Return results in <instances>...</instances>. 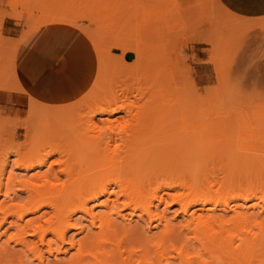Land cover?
I'll list each match as a JSON object with an SVG mask.
<instances>
[{
  "label": "rangeland",
  "instance_id": "rangeland-1",
  "mask_svg": "<svg viewBox=\"0 0 264 264\" xmlns=\"http://www.w3.org/2000/svg\"><path fill=\"white\" fill-rule=\"evenodd\" d=\"M8 18L16 22L17 29L12 34L4 25ZM73 18L78 20L71 24ZM124 21L125 24L122 25ZM129 24L130 27H127ZM238 24H244L246 27L236 28ZM126 28L132 30L127 32ZM119 37L121 41L124 39L131 42L123 43V40L121 43ZM104 43L107 44L105 47ZM151 47L158 52L152 51L155 58L149 53L150 50L156 51L149 49ZM100 50H106L103 52L104 55L100 53ZM27 51L30 52V59L37 61L47 74L41 88L46 86L44 83L46 81L50 88L40 89L41 102L24 95L20 113L7 112L0 106V117H5L3 118L6 122L5 127H8L5 130L9 129L4 131V136L10 137V145L6 140L8 162L4 171L5 176H3L5 183L10 174L18 177L16 178L18 181L27 182L26 180H30L38 171H47V166L27 170L15 163L19 156L17 150L26 140V126L33 123L32 119H38L40 128H48L51 122L49 115L52 112L56 116L60 113L58 118L63 115L68 128L78 120V116L88 113L89 109H86L76 114L75 108H79L85 97L98 89L97 80L100 77L102 56L106 55L107 58L110 56L107 60L110 59L113 66L121 70L120 83L116 82V85L119 84L118 88L120 87L118 90L124 91L122 92L124 97L127 93L128 100H132L134 105L142 106L152 99L158 101L167 111L170 100L176 99L177 105L184 102L187 111L192 113V124L194 123L196 131L200 132L196 135V139L200 135L198 139L200 138L204 147L205 156L211 157L213 152H216L213 154L214 157H211L213 165L209 163L212 160L205 157V162L209 161L207 165L211 164L209 168H216L214 171L218 179V185L207 192L220 204L216 207L208 205L206 208H216L218 213H222V206L228 201L231 209H234L237 204L250 213H263L264 216L263 164L244 174V177L249 181L252 180L254 187L259 189L257 197L252 200L243 202L232 199L234 195L226 186L229 177L236 171V162L240 161L241 157V160L247 162L251 160L250 162L264 163V129L254 126L256 122L252 126L258 131H254L252 127L254 132L250 130L253 133L246 127L242 128L244 130L241 129L242 126L239 127V124L242 122L240 124L242 125L248 118H252L253 122L258 109L259 113L264 112L262 107L264 104V18L249 20L238 18L222 7L218 0H0V91L26 93L16 69L10 70V67L16 66L17 54L21 56ZM139 51L142 54L139 55ZM95 52L97 60H95ZM137 54L138 57L142 55L141 58L137 59ZM141 60L145 62L143 64L146 67L141 64ZM136 61L137 69L134 67ZM147 67L152 68L149 70ZM44 112L48 114V117L42 118ZM54 114L52 116L55 117ZM116 115L118 116L115 118H120L119 115L126 116V120H122L124 122L120 121L121 125L128 121V116L124 113ZM58 118L59 124L64 121ZM103 118L107 117H98V119ZM54 119H52L53 122ZM61 123L65 125V122ZM167 123L168 121H164L162 124ZM62 124L59 126L62 127ZM1 131L3 129H0ZM192 137L195 138L194 135ZM162 139L165 143L168 141L174 143L171 139ZM58 142L56 141L57 144ZM16 144L18 148L15 147ZM13 146L17 149L15 150ZM58 157L54 155L50 160ZM257 157H260L259 160ZM17 182L18 186L13 185H16L14 189L18 190L13 191L19 194L16 196L13 192L14 196H11V199L14 201L10 199L11 202L8 203V199L7 206L15 202H23L27 198L26 192L20 188V182ZM170 194L173 197L177 195V191H170ZM21 196L24 198L22 199ZM104 198L102 196L100 200L91 202L90 205L96 207V212L101 210L100 203ZM4 201V193H0V205ZM201 209V206L193 207L185 215L180 203L172 202L169 206L160 205L158 210L162 213L163 224L164 220L172 222V225L182 232L181 238H190V234L185 229V221L190 220L194 210H198L197 215L205 214L206 212ZM129 212L131 211L127 210L126 213ZM139 212L131 221L133 225L130 223L134 232H137L136 236L152 237L162 230L157 226V222L150 228L146 218L144 219L146 221L139 218ZM39 213L28 214L23 222L18 223L21 222L20 224L24 226L28 220ZM2 215L4 216L3 212L0 214L2 220L0 248L7 245L2 247L4 249L6 247L7 252L1 248L4 252L9 255L12 253L14 256H23L24 260L30 264L67 262L66 260L71 259L70 257L76 253V249L71 246L72 238L79 241L84 236L77 229L70 228L61 252H52V254L49 252L48 242L43 244L34 236H28V240L37 243L39 250L42 251L44 259L41 263L37 255H31L32 252L27 251L22 244L9 240L16 232L17 219L8 216L7 220L3 221ZM53 215L52 213L50 216ZM75 217L77 221H80V225H87L86 231L90 229L89 217L86 214L79 212ZM118 222L119 224L121 222L122 226L127 223L121 218Z\"/></svg>",
  "mask_w": 264,
  "mask_h": 264
},
{
  "label": "bare ground",
  "instance_id": "bare-ground-1",
  "mask_svg": "<svg viewBox=\"0 0 264 264\" xmlns=\"http://www.w3.org/2000/svg\"><path fill=\"white\" fill-rule=\"evenodd\" d=\"M77 20L73 18L71 24ZM123 23L125 24V21L122 25ZM127 27H130V24ZM126 29L127 32L132 30ZM139 29H142L141 26ZM126 41L123 43L128 42ZM105 44L104 47L107 45ZM104 51L100 50V53L104 55ZM150 51L152 55V51L157 52ZM138 54L142 52L139 51ZM153 56L155 58V55ZM108 58L106 55L102 56L100 77L97 80L98 89L95 88L96 90L85 99L83 97L79 108V104L76 105V114L86 109H89L88 113L78 116V120L68 128L66 118L62 115L60 118L64 121L61 122H65V125L61 122L59 124L57 118L60 113L56 116L52 112L49 115L51 122L48 128H40L38 119H32L33 123L26 126V140L17 150L19 156L15 163L27 170L47 166V171H38L30 180H26L27 182L18 181L14 174L7 176L6 183L3 180L8 162L6 140L9 144L10 137L4 136V131L9 129L5 130L8 128L5 127V117H0V129H3L0 132V193L5 196L4 203L0 205V214H4L1 216L3 221H6L8 216L17 219L16 232L9 240L22 244L27 251L32 252L31 255H37L41 263L44 259L42 251L37 243L30 242L27 237L34 236L43 244L48 242L50 254L59 253L62 245L66 243L68 230L75 228L84 236L79 241L72 238L71 246L76 249V253L66 260L67 262L59 264H264L263 213H250L237 204L231 209L228 201L222 206V213H218L216 208H206L208 205L216 207L220 204L207 192L218 185L216 168H209L213 162L211 157H214L216 152H213L211 157L205 156L204 147L200 138L198 139L200 135L196 139L200 132L194 128L192 113L187 111L186 104L181 102L177 105L176 99L170 100L167 111L158 101L152 99L142 106L134 105L132 100H128L127 93L124 97V91L118 90L120 87L118 88L119 84L116 85V82H119L122 73L113 66L110 59L107 60ZM143 62L141 60V64ZM137 65L136 61V69ZM15 67H10V70H15ZM262 107L264 108V104ZM118 113L128 116L125 124L121 125L120 121L126 120V116L119 115L120 118H115ZM104 116L107 118L98 119ZM46 117L48 114L44 112L42 118ZM51 117L55 118L54 122L57 123H54ZM164 121L168 123L162 124ZM253 123L257 128L264 129V112L259 113L258 109L253 122L252 118H248L242 125L239 124V127H246L248 131L253 127L254 131H258L252 126ZM61 124L62 127L59 126ZM118 124L120 126H117ZM162 138L171 139L174 143H165ZM56 141H59V144ZM54 155L59 157L50 160ZM205 157L212 160L209 162L206 159L211 163L209 166ZM241 159L236 162V171L229 177L226 186L234 195L232 199L248 202L257 197L259 189L254 187V182L246 179L244 174L261 164L264 167V163ZM16 182H20V188L26 192L27 198L23 202L7 206L9 201H14L11 196L16 194L13 191L14 186H18ZM170 191H177V195L172 197ZM102 196L105 197L99 202L102 208L96 212V207L90 204L100 200ZM21 198L19 197V200ZM262 200L264 201V196ZM172 202L180 203L185 215L197 206H201V210L206 212L197 215L198 210H194L190 220L185 221V229L190 238H181L182 232H179L172 222L164 220L163 224L159 206H169ZM127 210L131 212L126 213ZM138 211L139 218H146L148 221H144L150 228L157 222V226L162 230L152 237L136 236L137 232H134L131 221ZM38 212L40 213L28 220L26 225L18 223L23 222L26 215ZM79 212L89 217L91 227L88 224L90 229L87 231V225H80V221L76 220L75 215ZM52 213L54 215L51 217ZM119 218L127 222L124 223L125 227L120 225L121 222L119 224ZM4 246L7 245L2 247ZM1 248L0 264H30L23 256H14L12 253L9 255L6 253V247L2 248L6 252ZM170 252L175 255L172 256Z\"/></svg>",
  "mask_w": 264,
  "mask_h": 264
},
{
  "label": "crops",
  "instance_id": "crops-1",
  "mask_svg": "<svg viewBox=\"0 0 264 264\" xmlns=\"http://www.w3.org/2000/svg\"><path fill=\"white\" fill-rule=\"evenodd\" d=\"M222 7H225L233 15L238 18L249 20L251 18H264V0H218ZM15 21L12 19L5 20V27L10 34L17 29ZM39 27V26H38ZM234 27V26H233ZM244 24H238L236 28H245ZM29 51L16 56V71L19 81L26 91L25 94L16 92L0 91V106L7 112H21L23 107L24 95L39 100V91L49 87V83L44 82L46 86L41 88V85L46 79L47 74L43 71L37 61H33L29 57ZM95 52V60H97ZM98 73V70H97ZM31 100V98H30ZM41 102V101H40ZM46 104V103H45Z\"/></svg>",
  "mask_w": 264,
  "mask_h": 264
}]
</instances>
